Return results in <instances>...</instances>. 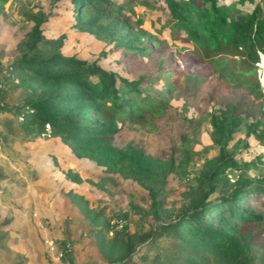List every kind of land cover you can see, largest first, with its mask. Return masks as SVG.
<instances>
[{
	"label": "trees",
	"instance_id": "1",
	"mask_svg": "<svg viewBox=\"0 0 264 264\" xmlns=\"http://www.w3.org/2000/svg\"><path fill=\"white\" fill-rule=\"evenodd\" d=\"M69 1L74 7L72 28L110 45V51L118 52L119 62L135 77L106 70L98 60L64 55L66 35L48 39L43 34L42 25L50 13L31 11L26 14L32 22L30 31L17 44V55L0 69L4 75L0 80V120L4 114L10 115L6 121L16 118L30 137L57 138L76 158L91 160L106 173L130 178L147 191L149 208L140 210L153 218L155 226L134 234L126 225L121 229L111 226L101 211L87 207L84 196L72 190L67 193L88 223L97 228V247L108 263L123 262L139 245L166 235L178 244L179 253L172 257L176 261L182 255L187 264H264V171L250 173L258 170L262 158L258 155L239 161L228 146L242 124L239 107L244 100L252 97L264 102L255 65L264 53V0L230 4L140 0L145 7L166 9L171 36L192 45L174 49L142 27L133 3ZM245 2L254 3L250 11L238 7ZM105 55L100 53V57ZM198 65H207L209 96L220 102L218 111L208 116L217 154L206 158L192 182L186 183L179 205L168 208L163 200L168 178L187 173L194 151L181 146L163 158L132 141L117 145L114 139L122 126L152 123L165 111L166 103L143 90V84L164 78L166 90L172 92L184 70ZM9 86L14 91L25 90L24 98L5 101ZM231 88L243 92L237 102L227 95ZM258 114L246 125V135L264 145V103ZM186 136H181L183 142ZM63 174L73 183L83 181L71 169ZM258 196L262 206L255 208L250 199ZM248 224L253 229H245ZM253 230L260 241L254 240ZM0 235V240L7 238L1 228ZM151 264L171 263L156 254Z\"/></svg>",
	"mask_w": 264,
	"mask_h": 264
},
{
	"label": "rangeland",
	"instance_id": "2",
	"mask_svg": "<svg viewBox=\"0 0 264 264\" xmlns=\"http://www.w3.org/2000/svg\"><path fill=\"white\" fill-rule=\"evenodd\" d=\"M114 1L133 3L135 16L141 18L142 27L154 39L167 41L170 49L177 46L192 48L190 43L171 36L166 26L169 17L166 9L145 7L138 3L140 0ZM237 1L218 0V3ZM256 2L258 0H254ZM47 3L45 11L54 14L50 1ZM254 3L245 2L238 4V7L250 11ZM62 5L64 8L69 3ZM62 19L46 29L48 34L57 35L55 37L66 35L62 46L64 55H76L88 61L98 60L106 70L130 79L135 77L119 62L118 52L110 51V45H105L88 33L76 32L68 25L66 16ZM101 52L106 55L100 57ZM206 71L207 65L184 70V77L175 84L172 92L166 90L164 78L143 84V90H148L166 103L165 111L158 114L152 123L122 126L114 139L117 145L132 141L144 147L148 153L163 158L173 148L181 146L194 151L193 160L186 167L187 173L171 174L168 178L167 194L163 196L168 208L179 205L186 183L192 182L206 158L217 154L211 141L212 128L208 116L218 111L220 102L209 96L210 83ZM256 75L259 80L257 70ZM3 77L0 74V80ZM260 87L264 94L261 84ZM228 93L230 100L236 102L243 94L232 88ZM24 94L25 90L14 91L9 86L4 99L12 103L24 98ZM262 103L260 99L252 97L244 100L239 107L242 124L233 133L228 145L239 161L261 155L258 170H252L251 175L264 171V145L253 135H246V125L259 116V105ZM8 119H11L10 115L4 114L0 120V228L7 233V238L0 240V264H110L98 250L95 238L97 228L92 227L70 201L67 193L71 190L85 197L87 207L99 210L102 217L109 218L115 229L126 225L129 232L134 234L155 226L153 218L140 210L149 208L150 198L136 181L106 173L91 160L76 158L57 138L30 137L19 127L16 118L10 122L6 121ZM185 134L188 139L183 142L181 136ZM67 169L79 173L82 183L67 180L63 174ZM261 203V196L250 199V204L255 208H260ZM252 226L248 224L244 228L253 229ZM255 231L254 240L260 241L261 237ZM110 235L111 232L108 237ZM64 246L67 250L62 252ZM178 248L176 241L165 235L139 245L130 258L116 264H151L156 254L171 264H187L182 255L178 261L172 258L178 255ZM210 264L215 262L210 261Z\"/></svg>",
	"mask_w": 264,
	"mask_h": 264
},
{
	"label": "crops",
	"instance_id": "3",
	"mask_svg": "<svg viewBox=\"0 0 264 264\" xmlns=\"http://www.w3.org/2000/svg\"><path fill=\"white\" fill-rule=\"evenodd\" d=\"M51 0H0V66L1 69L10 60L16 52L17 44L30 31L32 22L26 17L27 13L41 9L44 13L47 2ZM69 3V6L63 3ZM54 14H50L48 20L43 23V34L48 39H55L57 35L47 33V27L56 22H61L64 16L67 17L68 25L73 26L74 23V7L69 0H58L51 4ZM67 8V9H66ZM69 12V13H67ZM67 14V15H66ZM57 19V21H55ZM60 20V21H58ZM59 27V26H58ZM73 29V28H72ZM75 30V29H73ZM76 31V30H75ZM77 32V31H76ZM80 33V32H78ZM84 34V33H83ZM12 248V247H11Z\"/></svg>",
	"mask_w": 264,
	"mask_h": 264
},
{
	"label": "built area",
	"instance_id": "4",
	"mask_svg": "<svg viewBox=\"0 0 264 264\" xmlns=\"http://www.w3.org/2000/svg\"><path fill=\"white\" fill-rule=\"evenodd\" d=\"M256 65V70H257V73L260 74V77H259V81L261 83V86L264 88V83H263V78H264V53H260V58H259V61L255 64ZM2 87V84L0 83V89ZM0 104H1V100H0ZM67 248H65L64 246V249L62 252L66 251ZM62 252L60 253V255H62Z\"/></svg>",
	"mask_w": 264,
	"mask_h": 264
},
{
	"label": "clouds",
	"instance_id": "5",
	"mask_svg": "<svg viewBox=\"0 0 264 264\" xmlns=\"http://www.w3.org/2000/svg\"><path fill=\"white\" fill-rule=\"evenodd\" d=\"M260 58V57H259ZM261 84V83H260Z\"/></svg>",
	"mask_w": 264,
	"mask_h": 264
}]
</instances>
